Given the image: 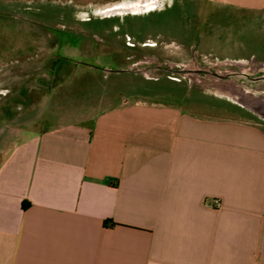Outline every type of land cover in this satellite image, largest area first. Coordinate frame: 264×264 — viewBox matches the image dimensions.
Masks as SVG:
<instances>
[{"label": "crops", "instance_id": "obj_1", "mask_svg": "<svg viewBox=\"0 0 264 264\" xmlns=\"http://www.w3.org/2000/svg\"><path fill=\"white\" fill-rule=\"evenodd\" d=\"M76 1L110 49L154 31L162 43L143 55L157 63L196 50L264 64V0H156L138 13ZM124 56L116 71L56 53L31 74L45 85L34 91L91 103L79 119H5L0 105V264H264V124L165 68L127 70Z\"/></svg>", "mask_w": 264, "mask_h": 264}, {"label": "rangeland", "instance_id": "obj_2", "mask_svg": "<svg viewBox=\"0 0 264 264\" xmlns=\"http://www.w3.org/2000/svg\"><path fill=\"white\" fill-rule=\"evenodd\" d=\"M102 2L101 7L105 9L112 8L114 4L126 5L128 10L138 13L146 10L148 4L156 0ZM80 8L76 0H0V105L5 107L3 112L5 119L16 116L20 119H28L36 114L40 122L48 123L55 120H76L86 114L82 109L90 107L91 103L90 105L79 103L74 96H60V91H54L55 94L52 96H50L52 91H44L43 88L34 91L43 81L30 80L31 74L44 70L45 61L47 62L56 53L60 56L69 55V61H75L67 63L68 66L77 69L82 67V62L91 63L93 60L100 61V64L106 63L114 69L120 56L125 54V60L132 59L131 61L134 62L130 65L133 69L141 72L147 70L153 75H160L164 73L161 69L165 68L167 71L165 73L180 78L181 88L192 83L193 87L227 95L228 99L248 109L250 108L245 104L251 102V96L243 92L240 87L248 91H264V82H262L263 87H258L260 81L250 78L264 73V65L258 60L253 58L244 61L218 60L210 54L191 50L180 58L185 61L183 64L181 62L175 65L169 64L164 59L157 63L154 59L143 55L144 48L162 43L154 31L126 33L129 35L123 37L130 43L131 48L128 52H119L108 48V38L111 33L92 32L91 28L98 27L97 15L83 16ZM90 8L92 13L93 9L91 6ZM101 11L103 14L107 13L106 10ZM92 17L94 20H91ZM48 28L52 29L49 31ZM136 45H140L143 49ZM167 67L172 69L168 70ZM183 67L188 70H175ZM114 75L109 73L107 79L100 80L99 88L105 91L106 87H110ZM96 84L97 81L95 87ZM40 87L45 85L42 83ZM46 94H49L47 98H45ZM50 106L53 109L51 112H49ZM38 110L41 111L35 113ZM247 111L245 110L246 114L252 113ZM252 115L264 124L263 117L254 111Z\"/></svg>", "mask_w": 264, "mask_h": 264}, {"label": "bare ground", "instance_id": "obj_3", "mask_svg": "<svg viewBox=\"0 0 264 264\" xmlns=\"http://www.w3.org/2000/svg\"><path fill=\"white\" fill-rule=\"evenodd\" d=\"M256 69V66L255 68ZM184 70H188V69H184ZM221 76V75H219ZM258 87H263V83L260 82L259 84H257ZM243 92L247 93L248 96L250 95L251 96V102L250 103H246L245 105L247 107H249L252 111H254L255 113H257L258 115H260L261 117L264 118V109L261 107L262 106V102L261 101V96L262 95H259L258 92H254V91H248V90H245L243 88Z\"/></svg>", "mask_w": 264, "mask_h": 264}, {"label": "water", "instance_id": "obj_4", "mask_svg": "<svg viewBox=\"0 0 264 264\" xmlns=\"http://www.w3.org/2000/svg\"><path fill=\"white\" fill-rule=\"evenodd\" d=\"M262 65H264V64H262ZM166 69H169V70H171V68L169 67H167ZM114 70H116V71H120V70H122V69H114ZM127 70H134V71H136L137 69H133V68H127ZM176 71H185L184 70V68H179V69H175ZM250 78H252V79H255V80H259L260 82H264V73H262L261 75H257V76H254V77H250ZM259 93V95H262L261 96V101L260 102H262L261 104H262V108L264 109V91H259L258 92Z\"/></svg>", "mask_w": 264, "mask_h": 264}, {"label": "built area", "instance_id": "obj_5", "mask_svg": "<svg viewBox=\"0 0 264 264\" xmlns=\"http://www.w3.org/2000/svg\"><path fill=\"white\" fill-rule=\"evenodd\" d=\"M183 68H185V67H183ZM210 205L213 206V207H219L221 205V202H220V200L218 198H213Z\"/></svg>", "mask_w": 264, "mask_h": 264}, {"label": "flooded vegetation", "instance_id": "obj_6", "mask_svg": "<svg viewBox=\"0 0 264 264\" xmlns=\"http://www.w3.org/2000/svg\"><path fill=\"white\" fill-rule=\"evenodd\" d=\"M240 88H241L242 91H244L242 87H240Z\"/></svg>", "mask_w": 264, "mask_h": 264}]
</instances>
